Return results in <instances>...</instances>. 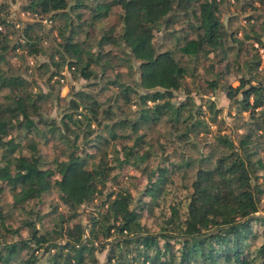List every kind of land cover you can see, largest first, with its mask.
<instances>
[{"label": "trees", "instance_id": "1", "mask_svg": "<svg viewBox=\"0 0 264 264\" xmlns=\"http://www.w3.org/2000/svg\"><path fill=\"white\" fill-rule=\"evenodd\" d=\"M15 1L0 0V264H264V0H234L254 10L236 25L230 0H19L47 28L16 27ZM64 66L87 81L69 96ZM218 88L234 135L210 127Z\"/></svg>", "mask_w": 264, "mask_h": 264}, {"label": "rangeland", "instance_id": "2", "mask_svg": "<svg viewBox=\"0 0 264 264\" xmlns=\"http://www.w3.org/2000/svg\"><path fill=\"white\" fill-rule=\"evenodd\" d=\"M12 11V14L11 16L17 20H15V26H19L20 22L18 21V19H23L24 20H27L26 17L24 15H21L20 13V8H19V0H16L15 2L11 3V5L9 6ZM248 9H246V11H243V12H240V2H237V1H234V0H230V2H223L222 3V6H221V16L223 18V20L225 22H227V20L229 19L230 16H237V18H235L233 21V25H236V24H239V23H244L245 22V18L244 16L249 14L250 12H254V10L252 9H249V7H247ZM261 11H264L261 10ZM22 16V17H21ZM45 27L47 28L48 26L45 25ZM44 27V28H45ZM45 28V29H46ZM52 33L54 34L55 33V30L52 31ZM254 44H257L256 42ZM40 59L43 58L42 57H39ZM27 59H28V62L29 64H31L32 66L35 64V58H33L32 56H27ZM10 62L12 63L14 69H16L17 65L20 63V61L15 58V57H12ZM65 67V66H64ZM62 68L63 70H65V68ZM61 69V71H62ZM38 70H37V73H35L34 76L37 77V82H38V85L43 89V90H46L48 87L47 85L45 84L44 82V79H45V76L46 74H42V75H38ZM231 77V76H230ZM54 79H57L58 78V75L57 76H54L53 77ZM59 80V84H60V88H59V93L61 96H69V88L71 85L75 86V87H82L83 85H85V83L87 81H85V79L81 78V77H78V78H74L72 76V74L70 73V71L67 73V76L64 77L62 80L61 79H58ZM230 80H232V83L233 84H236L237 81L235 79H233V77L230 78ZM194 86V84H192ZM36 87H34L35 89ZM93 90H96V87L93 88ZM199 93H202V90L201 91H197V89H193L191 91V95L194 96V99L196 102H200V99H199ZM202 95L204 97H211L215 100V103H216V106L219 108V112H218V115H217V118H220V121L218 123H212L211 122V129L214 130L216 128V126L218 124L221 125L222 127V130L223 131H226V132H229V133H232L233 135L236 133V131H241L242 129L239 127V121L238 119L235 117V108L231 107L229 105V101L224 93V91H222L221 89H216L214 91H211L210 93H207L206 91L204 93H202ZM103 95H101L102 97ZM185 94L181 91V92H177V99H180V98H184ZM134 106V105H133ZM61 106L60 107H57V106H53L49 109V115L51 116H55L57 114V112H59ZM128 172H133V171H129ZM138 173V172H137ZM174 177H178L177 175H175ZM136 182H140V184H142V182L144 181L143 177L138 174V180H135ZM50 198H54L55 200L57 199L56 198V194L55 193H52L51 195H48V199ZM93 205H81L79 210L81 212V219L82 221L85 223L87 222V212L88 210H90L92 208ZM60 207L62 208V206L60 205ZM145 212V211H144ZM145 216L142 217V221H146L148 222L149 224L152 222V218L151 216L147 215L146 213H144ZM107 253V249L101 251V252H98V256H99V259L102 261L104 258H105V255Z\"/></svg>", "mask_w": 264, "mask_h": 264}, {"label": "built area", "instance_id": "3", "mask_svg": "<svg viewBox=\"0 0 264 264\" xmlns=\"http://www.w3.org/2000/svg\"><path fill=\"white\" fill-rule=\"evenodd\" d=\"M21 15H24L26 17V19H40L45 25H47L48 27H51L53 22L50 18H48L47 16H43L41 17L39 14H37L36 12H30V11H25V10H20ZM22 17V16H21ZM23 19V17H22ZM2 28V26L0 25V29ZM65 70L62 69V71H60V74L58 75L59 79H63L64 77L67 76V73L69 72L68 67H64Z\"/></svg>", "mask_w": 264, "mask_h": 264}]
</instances>
